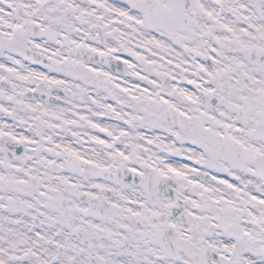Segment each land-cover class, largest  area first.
Masks as SVG:
<instances>
[{
	"label": "snow or ice",
	"instance_id": "6c2138e0",
	"mask_svg": "<svg viewBox=\"0 0 264 264\" xmlns=\"http://www.w3.org/2000/svg\"><path fill=\"white\" fill-rule=\"evenodd\" d=\"M0 264H264V0H0Z\"/></svg>",
	"mask_w": 264,
	"mask_h": 264
}]
</instances>
